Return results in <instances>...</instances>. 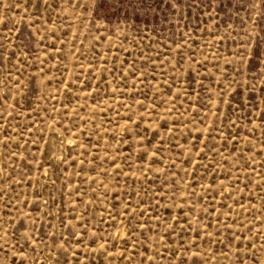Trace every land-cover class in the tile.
Wrapping results in <instances>:
<instances>
[{"label": "rangeland", "instance_id": "1", "mask_svg": "<svg viewBox=\"0 0 264 264\" xmlns=\"http://www.w3.org/2000/svg\"><path fill=\"white\" fill-rule=\"evenodd\" d=\"M0 264H264V0H0Z\"/></svg>", "mask_w": 264, "mask_h": 264}]
</instances>
